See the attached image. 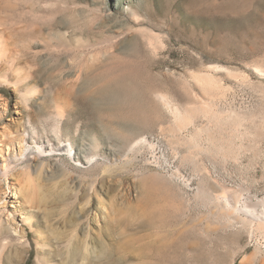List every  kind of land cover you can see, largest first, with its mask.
Listing matches in <instances>:
<instances>
[{"label":"rangeland","instance_id":"obj_1","mask_svg":"<svg viewBox=\"0 0 264 264\" xmlns=\"http://www.w3.org/2000/svg\"><path fill=\"white\" fill-rule=\"evenodd\" d=\"M119 69L139 113L97 92ZM23 137L2 264H39L40 244L63 264L71 241L72 264H264L256 221L212 200L226 186L264 211V0H0V161Z\"/></svg>","mask_w":264,"mask_h":264},{"label":"bare ground","instance_id":"obj_2","mask_svg":"<svg viewBox=\"0 0 264 264\" xmlns=\"http://www.w3.org/2000/svg\"><path fill=\"white\" fill-rule=\"evenodd\" d=\"M157 36L158 35L153 33V31H152L151 34H149V37L147 38L148 45L153 46L155 44L154 40H155V38H157ZM117 73H118L117 75H114V76H111V77H108L107 79H105L104 83L97 89V92L101 95V98L103 99V101H108V102L112 103V106H114L116 108H123L124 103L126 102L125 101L123 103V101H124L123 98H125V99H127V103H126L127 107L131 110L132 113L141 112L143 110V107H144V102L135 100L133 98L131 99L128 96H126V95H128L127 92L138 91L139 88H138V85L136 84V82L131 83V84L127 83V80H129V79L136 81L137 80L136 76L129 74L128 71L125 69L124 70L119 69ZM124 93H126V94L124 95ZM159 96H161L162 99L165 101V103L169 105L170 101H169V98L167 97V95H165L163 93H159ZM197 108H198V106H197ZM210 112L213 113V111H210ZM133 115H136V114H133ZM190 118H192V117L182 116V124L185 125V124L189 123L191 121ZM20 139L21 138H19V141H18L20 144L19 145L20 154L19 155L14 154L11 157L3 159V161H0V176L2 179L9 178V176L11 174H13V171L15 169L14 163H19V161L25 160L29 157L30 151H28V152L26 151L27 150V149H25L26 144H24L25 142H27V139H26V137H23L21 140ZM140 141H143V140L141 138L138 139V141L136 140V142L133 143V145H132L133 148L136 147ZM36 148H37V154L40 157L44 156V154L53 153L54 151H56V149L64 150V151H70V153H73L72 147L69 146L68 144H61L57 147L54 143H46L44 141H38L37 140L36 141ZM13 149H15L14 143H13ZM222 188H224V189H222L221 193L212 194V200L223 204L222 200H231L233 198V197L231 198V196H232V194H234V203L224 204V207H225L224 213L228 216H231L233 214L239 215L242 213V214L246 215L245 216L246 218L244 217V219H243V221H245V223L250 222L249 223V225H250L252 222L256 221V223L258 224L257 225L258 229L264 233V211L261 210L260 211L261 213H256L257 209H255V208L258 205L251 204L248 201V199H246V198H245V200L242 201V194L240 192H238L239 190L238 191H231V189L226 188V186L222 187ZM2 199H3V201H5L6 198L2 197L0 199L1 202H2ZM258 202H260V201H258ZM258 202H256V204H258ZM261 204H262V202H261ZM252 206H254L255 208ZM13 230L21 232V236H17L16 239L22 245L25 244V246H23V249L25 251L27 250L29 252V254L27 255L26 258H24V262L29 263L31 258H32V254L35 250L34 247H29L26 243V241H29V232H25L24 230H22V228H20V230H19V225L13 227ZM12 241H13V239H11L8 235H0V264H2V262L4 261L5 253L7 252V249L9 248V246H13ZM78 243H79V241L78 242L77 241H71L68 243V245H67L68 249H67L65 256H64L65 260L63 262L60 260L63 264H72L73 262L79 261V256L82 255L83 250H80L82 245L78 244ZM40 245H41V248L43 249L42 252L44 253V259H41V256L39 255L38 256V263L39 264H52V263H50L51 261L50 262L47 261V258H46L47 257L46 255H49V253H51L50 252L51 250L49 251L50 248L46 244H40ZM44 245L46 246L45 249H44ZM52 246H53V244H52ZM56 248H55V250H57ZM64 250H66V249H64ZM39 252H40V249H39ZM39 252H38V254H40ZM63 252H65V251H63ZM149 253H150L149 256L152 258L154 257L155 254H157L156 252H152V251ZM163 256H166V254H163ZM84 259H85V257H84ZM77 264H84V263L82 262V263H77Z\"/></svg>","mask_w":264,"mask_h":264}]
</instances>
